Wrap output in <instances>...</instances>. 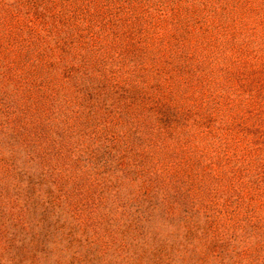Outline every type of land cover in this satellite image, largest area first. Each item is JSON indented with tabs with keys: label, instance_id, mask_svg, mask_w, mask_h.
I'll return each instance as SVG.
<instances>
[{
	"label": "rangeland",
	"instance_id": "obj_1",
	"mask_svg": "<svg viewBox=\"0 0 264 264\" xmlns=\"http://www.w3.org/2000/svg\"><path fill=\"white\" fill-rule=\"evenodd\" d=\"M0 264H264V0H0Z\"/></svg>",
	"mask_w": 264,
	"mask_h": 264
}]
</instances>
